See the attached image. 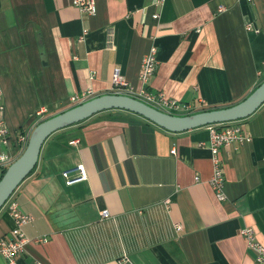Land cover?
Returning <instances> with one entry per match:
<instances>
[{
    "label": "crops",
    "instance_id": "obj_1",
    "mask_svg": "<svg viewBox=\"0 0 264 264\" xmlns=\"http://www.w3.org/2000/svg\"><path fill=\"white\" fill-rule=\"evenodd\" d=\"M156 2L95 0L89 16L71 0H0V154L15 161L26 145L18 139L74 106L70 98L111 94L114 68L137 87L153 47L146 88L189 115L233 106L264 81V0ZM235 123L250 140L221 150L224 202L208 184L206 127L171 133L112 110L62 129L0 210V236L11 239L14 202L31 217L25 237L46 240L28 243L17 264H254L240 232L253 228L264 246V104ZM78 165L86 179L67 182L62 173Z\"/></svg>",
    "mask_w": 264,
    "mask_h": 264
},
{
    "label": "built area",
    "instance_id": "obj_2",
    "mask_svg": "<svg viewBox=\"0 0 264 264\" xmlns=\"http://www.w3.org/2000/svg\"><path fill=\"white\" fill-rule=\"evenodd\" d=\"M162 0H157L156 4ZM72 6L78 8L83 13L89 16L96 14V3L95 0H71ZM222 10V8H220ZM153 19H157L158 15L154 14ZM255 30L252 24L246 26V30ZM257 32V30H255ZM156 49L151 48L142 58L140 70L138 73V86L134 87L130 85L126 79L121 75L118 68H114L111 77V94L127 96L138 100L160 112L174 115L184 116L188 115L189 107L181 104L180 102L171 99L166 96L163 92H151L146 86L153 76L156 61ZM93 94L91 91L82 93L80 97L74 96L70 98L69 102L72 105H79L92 99ZM3 104H2V93L0 91V137L4 143H8V130L5 127L2 120ZM45 113L44 111L36 112L37 116ZM208 131V142L200 143V147H206L210 154V162L212 166V174L208 181L210 188L214 193V197L218 202H224L226 197L224 195V175L222 167L221 150L225 147L236 148L243 143L250 140V137L243 132V129L235 122L211 125L206 127ZM19 142L27 144L28 140L25 138L18 139ZM78 140L71 141V146H77ZM207 145V146H206ZM26 145L24 146V148ZM176 148L173 147L170 150L171 155H175ZM14 160L7 154H0V169H6ZM73 174V175H71ZM63 178L69 182H77L86 179V173L82 165H78L71 170H67L62 173ZM197 181V179H196ZM8 202V201H7ZM8 213L13 221V228L10 231V240H5L0 236V261L3 260L7 264H17L16 257L24 252V248L28 243H45L46 240L37 238L29 240L23 233V228L31 222V217L21 213L18 210L16 203L12 202L8 205ZM102 218H108V213L102 211L100 213ZM180 229V228H178ZM240 235L246 242L247 249L254 254V264H264V246L261 245L255 236V231L251 227H246L241 230ZM123 264H130L127 257L122 258Z\"/></svg>",
    "mask_w": 264,
    "mask_h": 264
},
{
    "label": "water",
    "instance_id": "obj_3",
    "mask_svg": "<svg viewBox=\"0 0 264 264\" xmlns=\"http://www.w3.org/2000/svg\"><path fill=\"white\" fill-rule=\"evenodd\" d=\"M263 104L264 81L244 100L233 106L187 116L166 114L127 96L107 94L92 98L38 123L33 128L23 152L6 168L0 178V210L35 168L41 147L48 137L99 113L112 110L125 111L138 115L168 132L182 133L201 127L244 120Z\"/></svg>",
    "mask_w": 264,
    "mask_h": 264
},
{
    "label": "trees",
    "instance_id": "obj_4",
    "mask_svg": "<svg viewBox=\"0 0 264 264\" xmlns=\"http://www.w3.org/2000/svg\"><path fill=\"white\" fill-rule=\"evenodd\" d=\"M75 106H77V105H74V106H72L71 108H73V107H75ZM69 109H70V108H69ZM63 112H64V111H63ZM195 113H197V112H195ZM190 114H193V113H190ZM188 115H189V114H188ZM185 116H186V115H185ZM49 118H50V117H49ZM46 119H48V118H46ZM46 119H44V120H46ZM44 120H42V121H44ZM42 121H40V122H42ZM40 122H39V123H40ZM5 170H6V169H1V171H0V178H1L2 175L4 174ZM31 173H32V172H31ZM31 173H30V174H31ZM30 174H29V175H30Z\"/></svg>",
    "mask_w": 264,
    "mask_h": 264
}]
</instances>
